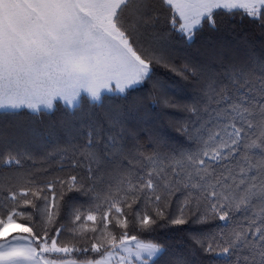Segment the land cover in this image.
Listing matches in <instances>:
<instances>
[{
    "label": "snow or ice",
    "instance_id": "obj_1",
    "mask_svg": "<svg viewBox=\"0 0 264 264\" xmlns=\"http://www.w3.org/2000/svg\"><path fill=\"white\" fill-rule=\"evenodd\" d=\"M205 24L232 41L182 52ZM57 101L0 119V264H264V0H0V111Z\"/></svg>",
    "mask_w": 264,
    "mask_h": 264
},
{
    "label": "trees",
    "instance_id": "obj_2",
    "mask_svg": "<svg viewBox=\"0 0 264 264\" xmlns=\"http://www.w3.org/2000/svg\"><path fill=\"white\" fill-rule=\"evenodd\" d=\"M218 23L220 18L217 17ZM233 37L224 32H214L205 24L204 28L199 30L194 40L187 44L186 46L181 47V51L184 53L191 54L195 57H200L206 49V46L209 43L225 41H232ZM157 73L162 80H164L169 86L170 91L175 94L177 99H186L189 95L188 90L184 87V82L180 80L179 77L175 76L171 72H167L164 69H157ZM150 86H144L142 88L129 89L125 95L128 96V99L131 100L135 96H146ZM123 97H118L113 93H103L101 100L99 102H91L86 97L82 99V108L87 110L89 105L92 104L93 112H101L104 109H107L111 104L118 102ZM102 106V107H101ZM149 106L152 107L154 113L159 112L160 109L152 106L149 102ZM73 110L68 109L62 102H54V108L51 111L41 110L39 113H31L27 109H21L17 117H12L11 115L4 117L3 112L0 111V119L12 122L14 119H19L24 121L26 124H34L38 129L43 130L50 125L58 126L59 122L62 119L70 118V115ZM172 112V115L176 118H179L182 114L173 110H168ZM76 115L79 116L80 113L76 112ZM166 123V121H165ZM168 136L176 143H183V138L179 136L177 132L172 129L166 128ZM30 163V162H29ZM72 195L77 196L78 194L73 193ZM78 199H82L78 197ZM141 238L144 240H152L156 242L167 243L173 248L178 250H185V245L188 243V237L186 234L178 231L175 228H170L167 230L159 231L152 234L143 233Z\"/></svg>",
    "mask_w": 264,
    "mask_h": 264
}]
</instances>
